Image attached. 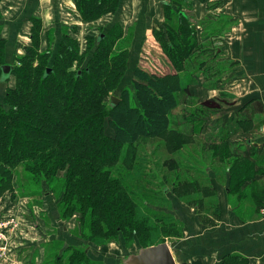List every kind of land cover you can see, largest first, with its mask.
<instances>
[{
    "label": "rangeland",
    "instance_id": "rangeland-1",
    "mask_svg": "<svg viewBox=\"0 0 264 264\" xmlns=\"http://www.w3.org/2000/svg\"><path fill=\"white\" fill-rule=\"evenodd\" d=\"M94 30L87 31L86 35L90 32L97 34V29ZM133 39V31H128L125 37V32L116 23L112 26L110 38L105 44L111 52L110 57L113 59L120 52H127V60L123 61L124 74L112 94L120 98L123 91H130L127 98L130 102L129 114L133 119L145 118L142 114L147 116L149 111L146 112L142 106L137 108L132 91L136 90V85H148L151 79L160 81L158 84L168 91L163 100H173L170 101L173 107L168 109L170 120L167 130L156 137L142 136L122 142L121 147L109 150L106 157L96 152L104 144L97 143L92 147L90 144L93 142H85L87 135L74 131L76 135L73 136L69 132L72 127L66 126L67 133L64 135L71 136L59 142V132L54 131L56 138L37 139L36 144L40 147L35 148L49 153L56 150L57 145L63 147L64 143L67 144L64 155L48 156L56 163H60L63 157L67 166L59 168L55 175L45 173L34 180L29 178L38 176L29 174L23 167L10 168L0 162V198L6 195L23 209L28 207L33 212L37 211L34 219L37 222L42 219L46 225L48 243L34 250L31 256L26 253L25 257H28L21 258L22 262L18 264H119L128 253L136 252L140 245L147 246L161 240L173 248L177 243L189 245V249L177 259L178 264L196 261L202 264H247L237 261L230 254L219 256L215 248L232 241V212L237 219L247 220L258 217V210L264 209V123L260 113H257L263 110V104L245 105L242 109L246 111L239 113V117L232 115L233 105L237 103L230 94L231 63L227 62L230 59L222 54L224 61L220 60L217 46L211 38H207L208 44L213 47L210 55H204L198 61L199 54L170 53L167 49L169 43L158 47L154 36L146 37L145 52L132 63L129 49ZM80 40L82 43H77L79 53L83 56L90 54L88 58H92L96 51L94 46L88 48L87 36ZM55 55L52 53L48 60L51 61ZM171 63L173 68L169 69ZM76 66L75 63L71 69H77ZM196 81V84L202 83L209 88L210 95L222 92L203 101L201 86H197L195 93L198 95L192 92L191 96L189 85L183 83ZM6 88L7 85L0 86L3 92ZM159 94L155 92L154 95ZM202 98H205L203 94ZM106 101L110 103L108 96ZM153 114L156 113L151 112L150 115ZM146 121L151 122L149 117ZM69 122L67 118L66 125ZM126 126L130 124L126 123ZM111 129L108 133L114 137L115 132ZM252 137L257 138L260 149L253 148V145L247 147L246 143L239 145L238 141ZM35 155L33 160L31 156L21 157L22 163H39L42 154L36 152ZM112 156L114 158L111 159ZM80 159L95 170L100 168L101 161L112 163L103 166L100 174L106 173L115 178L119 186L108 187L110 202H101L99 208L102 210L98 213L93 212L96 202L81 199L80 194L86 192L88 195L92 191V176L88 174L87 177L84 173L85 164L78 166L77 176L70 180L73 177L69 167L75 162L76 165ZM80 171L84 174L82 180ZM98 180L97 184H102L103 176H98ZM69 181L75 185L73 190L67 188ZM98 192L105 194V189L100 188ZM123 196L128 204L125 210L119 209L118 202L114 201V198ZM29 212H26L27 215ZM173 224L177 227L167 232ZM119 226L123 227L121 232L115 230ZM135 229L139 231L138 235H134ZM209 244L211 249L207 247ZM226 251L230 252V246ZM60 257L63 260H59ZM209 257L214 259L209 261Z\"/></svg>",
    "mask_w": 264,
    "mask_h": 264
},
{
    "label": "crops",
    "instance_id": "crops-1",
    "mask_svg": "<svg viewBox=\"0 0 264 264\" xmlns=\"http://www.w3.org/2000/svg\"><path fill=\"white\" fill-rule=\"evenodd\" d=\"M79 4L80 0H0V38L4 41L5 63L15 65L17 58L34 46L37 36L39 51L55 55L66 34L82 43L80 39L87 36V31L103 29L107 33L115 23L125 32V37L128 31H133L134 39L129 49L132 63L145 52L146 37L154 36L158 47L169 43L170 53L199 54L198 61L210 55L213 47L207 38H211L220 60L224 61L222 54L230 59L227 61L231 63L230 94L237 103L233 105L232 115L239 117V113L246 111L242 109L245 105L261 102L263 110L257 113L264 123V0H114V11L108 8V3L103 7L106 11L88 19L83 18ZM171 67L173 64L168 66ZM196 83L183 84L189 85L191 96L192 92L198 95L195 90L201 86L203 101L222 92L210 95L209 88ZM262 141L264 143V135ZM238 143L240 146L246 143L247 147L253 145L255 149L261 147L253 137ZM0 200V216L11 214L21 220V228L11 234L9 254L0 259V264H18L21 258L28 257L26 253L31 256L34 250L48 243L46 225L42 219L39 222L34 219L37 211L23 209L6 195ZM45 205L48 208V203ZM27 211H30L28 215ZM258 213V217L241 220L232 212V241L215 248L216 254H230L241 263L264 264V209ZM180 245L171 246L176 260L189 249V245ZM229 246L230 252H227ZM207 247L211 249L212 245Z\"/></svg>",
    "mask_w": 264,
    "mask_h": 264
},
{
    "label": "trees",
    "instance_id": "trees-1",
    "mask_svg": "<svg viewBox=\"0 0 264 264\" xmlns=\"http://www.w3.org/2000/svg\"><path fill=\"white\" fill-rule=\"evenodd\" d=\"M108 3V8L114 11L116 7L114 0H80L79 6L83 18L88 19L97 17L100 13L106 11L103 7L105 4L107 6ZM116 26L120 27L119 25ZM111 29L106 31L107 33H104L103 29H101L100 31L97 30L98 35L92 32L87 35L88 48L92 49V46H94L93 48L96 50L92 58H88L90 54L84 53L85 56H83L79 53L78 44L80 42L70 34L64 36V41H62L58 52L51 61L48 60V57L52 55L50 51L46 53L39 51L38 36L34 39V46L27 49L26 55L17 58V63L14 65V71L10 79L5 84L0 83V86L7 85L4 92L0 89L1 163L10 168L23 167L24 171L38 176L37 178H29L34 180L39 179L40 175L45 173L46 175L52 173L55 175L58 173L59 168L67 166L63 157H61L60 163L48 158L51 154L53 155L52 157L64 155V151L67 150L65 149L67 144L65 145L64 143L63 147L57 145V149L49 153L41 152V150L35 148L39 146L38 143L36 144L37 139L53 140L54 137L56 138L54 131L59 132V142L67 136H71V134L73 136L76 135L74 131L81 132L83 135H87L85 142H93L90 144L92 147L96 146L97 143L104 144L96 152L98 154L102 153L99 154L100 156L105 155L107 157L106 154L115 147H121L122 142L136 140L137 137L142 136L156 137L167 130L170 120L168 109L173 107V103L170 102H173V100H163L167 96L168 91L158 84L160 81L155 82L151 79V82L148 83L149 81L146 79L148 85L144 83L136 85V90L132 91L134 102L138 104L137 108L140 109V106H142V108L146 109V112L149 111V114L146 113L147 116L142 114L145 118L140 116L137 119H133L131 114H129L130 106L128 105H130V102L127 101V98H129L130 91L122 92L121 102L116 108L111 109L108 107L109 104L106 98L108 96V99H110V96L113 95L112 93L117 89L124 74L123 61L127 60V52L124 51L113 59L110 57L111 52L109 53V47L107 48L105 44L110 38ZM92 31L95 32V30ZM101 35L104 36L98 42ZM3 42L0 38V78L2 74L1 68L6 64ZM98 51H100V54H96ZM75 63L77 64V69H71ZM85 63L86 65H84ZM48 68L52 71L45 77ZM143 77L145 78V76ZM144 78L142 80H145ZM155 92L161 94L155 96ZM160 96H162V99ZM137 108L134 109L136 113ZM151 112L156 114L150 115ZM146 117H149L151 122H147ZM67 118L70 120L68 125H66ZM126 123L130 124V126H126ZM66 126L72 127L71 131H69L72 132L71 134L64 135V133H67L65 132ZM109 128L114 130V137H110ZM36 152L42 154L39 163L38 161L29 164L22 163L24 161L21 157L31 156L33 160L36 158ZM14 157L16 158L13 163ZM112 158L114 157L112 156ZM115 161L117 162V160ZM101 162L100 168L96 170L92 166L85 164L82 159L76 165V162L72 163V165L69 164V168L72 169L70 176L73 177H70V180L77 176L75 174L79 165L85 164L83 167L87 177L88 174H91V193L86 195V192H84L80 195H82V200L86 201L88 198L89 202H96V205H93L94 213L102 210L99 208L101 202H110L109 192H107L108 187L112 185L119 186L115 178L108 176L106 173L100 174L103 166H107L106 164L111 165L112 163L107 160ZM79 174L82 180L84 174L81 171ZM98 176H103L104 178L102 184L99 185L97 184L99 182ZM79 177L77 180H79ZM74 187V183L72 184L69 181L67 188L73 190ZM100 188L105 189V194L102 192L100 195V192H98ZM114 201L118 202L117 206L122 210H125L128 205L125 196L116 200L114 198ZM175 226L177 227L176 224H173L172 228L170 227L167 232L173 228L175 229ZM115 230L121 232L123 227L119 226ZM134 232V235L139 234L136 229ZM174 234L177 235L178 232L175 231ZM164 242L166 241L161 240L147 246L140 245L138 248ZM59 260H63V258L60 257ZM192 264L202 263L201 261H196Z\"/></svg>",
    "mask_w": 264,
    "mask_h": 264
},
{
    "label": "water",
    "instance_id": "water-1",
    "mask_svg": "<svg viewBox=\"0 0 264 264\" xmlns=\"http://www.w3.org/2000/svg\"><path fill=\"white\" fill-rule=\"evenodd\" d=\"M98 39L101 41L102 37ZM2 74L0 83L5 84L11 77L14 71V65L5 64L1 68ZM51 69H48L45 73V77L49 75ZM121 102V99L115 95L110 96L109 108H116ZM172 247L169 243L164 242L157 245L138 248L134 253H128L120 262V264H177Z\"/></svg>",
    "mask_w": 264,
    "mask_h": 264
},
{
    "label": "built area",
    "instance_id": "built-area-1",
    "mask_svg": "<svg viewBox=\"0 0 264 264\" xmlns=\"http://www.w3.org/2000/svg\"><path fill=\"white\" fill-rule=\"evenodd\" d=\"M21 228V220L11 214L0 216V259L9 254L11 234Z\"/></svg>",
    "mask_w": 264,
    "mask_h": 264
},
{
    "label": "bare ground",
    "instance_id": "bare-ground-1",
    "mask_svg": "<svg viewBox=\"0 0 264 264\" xmlns=\"http://www.w3.org/2000/svg\"><path fill=\"white\" fill-rule=\"evenodd\" d=\"M94 27V26H93ZM100 27V26H99ZM176 259V258H175ZM177 261V260H176ZM177 264H178V262H177Z\"/></svg>",
    "mask_w": 264,
    "mask_h": 264
},
{
    "label": "flooded vegetation",
    "instance_id": "flooded-vegetation-1",
    "mask_svg": "<svg viewBox=\"0 0 264 264\" xmlns=\"http://www.w3.org/2000/svg\"><path fill=\"white\" fill-rule=\"evenodd\" d=\"M48 69H50V68H48ZM48 69H47V70H48Z\"/></svg>",
    "mask_w": 264,
    "mask_h": 264
}]
</instances>
